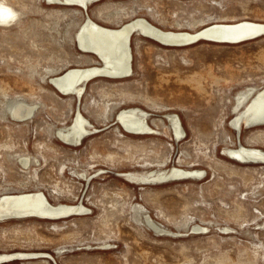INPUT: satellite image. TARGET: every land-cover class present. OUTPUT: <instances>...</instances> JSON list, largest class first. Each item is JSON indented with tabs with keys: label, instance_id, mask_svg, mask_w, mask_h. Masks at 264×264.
<instances>
[{
	"label": "rangeland",
	"instance_id": "1",
	"mask_svg": "<svg viewBox=\"0 0 264 264\" xmlns=\"http://www.w3.org/2000/svg\"><path fill=\"white\" fill-rule=\"evenodd\" d=\"M0 5L16 15L0 26V200L40 192L52 205L87 210L0 220V264H264V163L228 153L264 152V125H234L251 99L240 97L264 90V36L165 47L137 33L130 78H97L81 98L51 84L71 69L100 66L78 46L89 19L109 29L144 19L194 34L264 25V0H102L88 10L51 0ZM20 106L33 116L17 118ZM129 109L141 110L154 133H127L118 115ZM76 113L90 135L71 147L57 134ZM168 116L180 119L182 138ZM173 168L202 176L130 178Z\"/></svg>",
	"mask_w": 264,
	"mask_h": 264
},
{
	"label": "bare ground",
	"instance_id": "2",
	"mask_svg": "<svg viewBox=\"0 0 264 264\" xmlns=\"http://www.w3.org/2000/svg\"><path fill=\"white\" fill-rule=\"evenodd\" d=\"M99 1L102 0H51V3L75 6L88 10L90 5ZM15 17L16 15L12 10L0 5V26H6ZM137 33L165 47L186 46L199 41L227 44L241 37H246L244 39L251 38L249 40L263 37L264 25L251 22L233 25H212L200 32L191 34L187 32H165L154 27L144 19H136L119 29L105 28L89 19L77 37L78 46L82 48V51L80 50L82 53L92 54L95 64L100 66L71 69L63 75L53 78L51 81L58 85L62 91L60 93L63 96L81 98L86 85L97 78L118 80L130 78L133 75L131 39ZM249 40L235 42V44L244 43ZM249 97H251L250 102L244 108V111L241 110L242 112L235 118L234 125L237 128L242 125L252 127L264 125V90L257 93L247 92L240 97L239 101L243 102V100ZM17 110L15 116L19 119L26 120L31 115L33 116V108L20 106ZM167 119L171 123L175 136L178 139L182 138L184 131L180 119L177 116H168ZM118 123L131 135L141 136L154 133L146 120V115L139 109L124 110L118 115ZM57 135L59 140L64 144L78 147L90 135L89 123L78 113L73 123L69 127L59 130ZM228 153L232 160L240 163H264V152L259 150L240 148L230 150ZM201 176L199 172L173 168L140 178L131 175L130 178L136 181H149L152 179L178 181L198 179ZM86 211L82 205H52L44 194L40 192L7 196L0 200V220L27 218L58 219L84 215ZM27 256L29 257L25 258L33 259V256Z\"/></svg>",
	"mask_w": 264,
	"mask_h": 264
},
{
	"label": "water",
	"instance_id": "3",
	"mask_svg": "<svg viewBox=\"0 0 264 264\" xmlns=\"http://www.w3.org/2000/svg\"><path fill=\"white\" fill-rule=\"evenodd\" d=\"M244 38H246V37H241V38H238V39H236L235 41H233L232 43H227V44H235V42H240V41H244V40H249V39H251V38H247V39H244ZM159 42V41H158ZM228 42H230V41H228ZM226 44V43H225ZM79 49L82 51V48L81 47H79ZM84 51V50H83ZM87 52H90V51H87ZM94 54V53H93ZM96 55V54H95ZM51 84L59 91V92H62L61 90H60V88L58 87V85H56L55 83H53L52 81H51Z\"/></svg>",
	"mask_w": 264,
	"mask_h": 264
},
{
	"label": "clouds",
	"instance_id": "4",
	"mask_svg": "<svg viewBox=\"0 0 264 264\" xmlns=\"http://www.w3.org/2000/svg\"><path fill=\"white\" fill-rule=\"evenodd\" d=\"M7 15V13H5Z\"/></svg>",
	"mask_w": 264,
	"mask_h": 264
}]
</instances>
